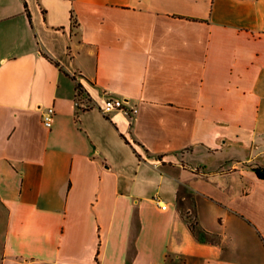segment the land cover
I'll use <instances>...</instances> for the list:
<instances>
[{
    "label": "crops",
    "instance_id": "crops-1",
    "mask_svg": "<svg viewBox=\"0 0 264 264\" xmlns=\"http://www.w3.org/2000/svg\"><path fill=\"white\" fill-rule=\"evenodd\" d=\"M257 171L264 0H0V264H264Z\"/></svg>",
    "mask_w": 264,
    "mask_h": 264
},
{
    "label": "built area",
    "instance_id": "built-area-1",
    "mask_svg": "<svg viewBox=\"0 0 264 264\" xmlns=\"http://www.w3.org/2000/svg\"><path fill=\"white\" fill-rule=\"evenodd\" d=\"M81 95H82L81 89H77L75 95V103L77 104L79 109H86L89 107V103L84 98H82ZM100 109L104 114H107L115 109H120L131 116L134 115L137 111V108L135 106H126L125 100L122 97H114V96L106 97L103 100ZM53 115H54V107L53 106L46 107L41 113L43 124L46 126H50L53 119ZM161 207H165V205H161Z\"/></svg>",
    "mask_w": 264,
    "mask_h": 264
},
{
    "label": "trees",
    "instance_id": "trees-1",
    "mask_svg": "<svg viewBox=\"0 0 264 264\" xmlns=\"http://www.w3.org/2000/svg\"><path fill=\"white\" fill-rule=\"evenodd\" d=\"M27 13H28V11H27ZM28 18L30 19L29 13H28ZM44 56H46L49 60L53 61V59L50 56H48L46 54H44ZM76 87H77V89H81L82 90V87H81V85L79 83H77ZM257 172H258L259 175L264 176V172H261V173L259 171H257ZM195 223H196V221H193V222L189 221V226H190L191 230L193 231V233H195V235H197V237L199 239H202V237L205 236L207 234V232L205 230H203V229L196 231Z\"/></svg>",
    "mask_w": 264,
    "mask_h": 264
},
{
    "label": "rangeland",
    "instance_id": "rangeland-1",
    "mask_svg": "<svg viewBox=\"0 0 264 264\" xmlns=\"http://www.w3.org/2000/svg\"><path fill=\"white\" fill-rule=\"evenodd\" d=\"M179 207L181 209V212L183 215L191 222L194 221L193 211H190L188 208L191 207L190 203L188 201L183 202L180 201Z\"/></svg>",
    "mask_w": 264,
    "mask_h": 264
}]
</instances>
